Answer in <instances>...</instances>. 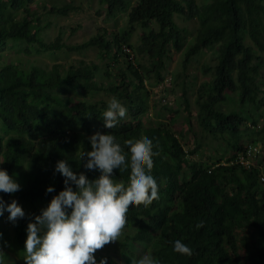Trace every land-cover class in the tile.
<instances>
[{"label":"trees","instance_id":"16d2710c","mask_svg":"<svg viewBox=\"0 0 264 264\" xmlns=\"http://www.w3.org/2000/svg\"><path fill=\"white\" fill-rule=\"evenodd\" d=\"M37 1L0 0V126L5 133L0 134V167L21 185V191L0 193V197L6 203L17 200L25 211V218L16 222L18 241L25 245L28 224L64 190V178L54 175L56 163L67 159L77 174L98 178L99 172L84 169L79 157L92 150L89 137L96 132L111 133L121 146L144 138L158 145L152 174L160 186V199L147 209L141 206L131 211L130 239L135 244L153 246L152 254L160 264H241L242 248L247 264H264V183L259 167L247 170L232 165L233 156L211 164L193 159L197 149L194 142L185 144L186 131L176 126L177 112L171 111L169 122L159 127L146 126L143 121L148 111L145 77L155 76L152 86L163 84L171 49L183 52L186 48L187 38L176 16L197 20L201 28L194 45L186 50L185 63L219 45L215 78L199 90V125L215 138L228 137L234 153L242 151L246 147L241 141L245 117L237 111L222 112L219 106L235 94L242 105L264 104L258 100L261 68L255 65V61L263 63L258 53L264 54V0H212L202 6L196 0H139L129 12L123 35L104 32L76 46L66 45L60 38L52 43L43 40L46 27L32 10ZM101 3L110 20L128 8V0ZM76 10L67 6L51 13L68 16ZM139 28L143 32L136 48L131 40ZM11 42L36 46L39 53L97 48L102 61L108 62L106 75L112 84H99L101 67L94 63L68 68L55 65L50 70L9 63L2 60V53ZM139 56L148 58V67L138 65ZM92 92L117 97L127 109V119L116 129H107L102 120L107 105L64 96ZM185 104V112L191 116L186 94ZM262 135L248 144H264ZM130 176L118 174L117 181L128 187ZM48 187L56 191L47 194ZM199 221H204V227L197 230ZM178 239L191 248V256L173 252L171 242ZM97 264L116 263L97 256Z\"/></svg>","mask_w":264,"mask_h":264},{"label":"rangeland","instance_id":"374dc122","mask_svg":"<svg viewBox=\"0 0 264 264\" xmlns=\"http://www.w3.org/2000/svg\"><path fill=\"white\" fill-rule=\"evenodd\" d=\"M139 0H128V8L125 13L118 14L114 19L107 17L106 7L101 3V0H39L32 6L34 13L41 18V26L46 27L41 33V37L47 43L55 42L61 39L66 45L76 46L81 45L92 38L104 32L123 35L128 28L129 12ZM198 5H207L212 0H196ZM67 6L77 8L68 16L52 14V9H61ZM19 19L23 17L22 13L17 15ZM176 23L184 31L187 38L186 48L183 52H175L171 49L169 58L166 62L164 78H170L168 85L169 98L172 104L169 106L163 105L160 100L158 87L152 86L155 76L145 77L147 90V105L148 111L143 116V121L146 126L159 127L162 124H167L170 112L178 113L176 126L186 131V143L194 142L193 147L197 149L194 155L196 161L206 163L218 162L219 160L226 161L230 159L234 152L230 150L226 138H215L206 133L198 122L199 106L197 104L199 90L205 83H210L215 78V68L218 65L219 45L201 51L190 63H185V53L188 47L194 45L195 38L200 30V23L188 21L183 17L176 16ZM156 28V25H154ZM142 29L133 35L131 44L136 48L141 44ZM247 44L252 46V42L248 39ZM3 59L9 63L24 64L28 67H40L50 70L55 65L65 66L66 68L72 65H80L85 62L87 64H98L101 71L98 75L99 84H112L110 77L106 75V65L108 62H103L100 57V51L97 48L88 49L79 53L62 50L56 53H39L36 46H28L25 42H11L8 48L2 53ZM263 59V63L255 61V65L261 68L260 77L258 78L259 86V101L264 102V54H259ZM139 64L149 66L148 58L139 56ZM211 69L207 72L206 69ZM185 94L186 99L190 104V116L185 112ZM145 96V93H142ZM65 97L74 98L76 102L85 104H105L113 96L103 92H92L89 94H71L65 93ZM219 110L225 113L239 112L242 114L246 122L241 127L242 143L247 145L250 140L257 138L259 135L264 136V104L253 105L240 103L239 95H229L228 102L219 106ZM256 124V126H254ZM99 129H102L100 124H96ZM191 131V132H190ZM0 134L4 135V129L0 126ZM191 148V147H190ZM5 212L3 219L0 220V253L4 264H25L24 261V245H22L16 234V223L9 222ZM133 235L130 231L124 243H118L103 253L98 254V257L109 258L116 264H132V258L138 259L146 252L153 251V246L137 245L130 237ZM251 237V236H250ZM241 264H247V254L242 248L239 257Z\"/></svg>","mask_w":264,"mask_h":264},{"label":"clouds","instance_id":"9594fccd","mask_svg":"<svg viewBox=\"0 0 264 264\" xmlns=\"http://www.w3.org/2000/svg\"><path fill=\"white\" fill-rule=\"evenodd\" d=\"M127 115L122 102L117 97L110 98L102 112L104 127L116 129ZM89 142L92 150L80 154L79 163L89 172H99L98 178L89 179L84 172L77 174L67 159L56 163L54 175H62L65 187L41 209L34 222L28 224L25 264H97L98 254L124 243L131 231V211L141 206L147 209L160 199V186L152 174L154 157L159 152L152 139L144 138L121 146L111 133L96 132L89 137ZM239 152L233 154V159ZM231 164L234 165L233 160ZM129 173L128 187L118 183V174L123 177ZM18 191L21 185L0 167V193ZM55 191L54 187L46 189L47 194ZM5 212L12 223L25 218V211L17 200L6 203L0 197V217ZM203 227L204 221L195 225L197 230ZM171 243L174 253L192 255L191 248L182 240ZM2 255L0 253V257ZM0 264H4L2 258ZM132 264L160 262L149 251L138 259L132 258Z\"/></svg>","mask_w":264,"mask_h":264},{"label":"built area","instance_id":"2783aa9c","mask_svg":"<svg viewBox=\"0 0 264 264\" xmlns=\"http://www.w3.org/2000/svg\"><path fill=\"white\" fill-rule=\"evenodd\" d=\"M170 78H166L163 84H161L157 89L159 92L160 100L165 106L172 104L168 93V83ZM261 162V163H260ZM260 163V164H259ZM234 165H239L244 169L251 170L255 167H259L261 170V182L264 183V144L255 143L248 144L246 147L235 155L233 159Z\"/></svg>","mask_w":264,"mask_h":264}]
</instances>
